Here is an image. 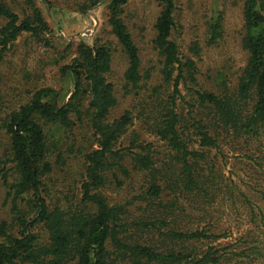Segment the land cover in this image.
<instances>
[{
  "label": "trees",
  "instance_id": "16d2710c",
  "mask_svg": "<svg viewBox=\"0 0 264 264\" xmlns=\"http://www.w3.org/2000/svg\"><path fill=\"white\" fill-rule=\"evenodd\" d=\"M64 1L83 13L101 0ZM42 2L59 3L0 0V135L6 139L0 180L7 206L0 219V264H264V192L252 200L236 182L224 180L210 155L227 147L257 165L264 160V0L243 1L241 45L247 58L234 86L222 82L215 90L199 85V43L192 42L186 56L173 38L176 0H158L151 42L160 83L149 92L151 100L140 102L138 119L163 142L162 157L137 131L127 133L132 109L111 116L118 104L108 77L115 51L126 61L124 94L138 96L150 78L141 70L139 47L125 21L128 0H105L109 37L78 42L76 55L59 68L73 86L66 100L61 89L33 86L25 101L5 105L7 52L23 34L42 45L49 40ZM207 31L206 43L217 44L220 13L209 19ZM163 85L172 86L165 97ZM181 89L193 103L186 101L191 134L177 110V99L185 96ZM194 104L201 109L196 115ZM77 130L91 133L90 146H76ZM76 157L82 161L79 195L62 201L52 194L51 176ZM127 180L136 183L132 196L110 203L107 191ZM223 202L229 209L225 220H213L210 209ZM234 214L247 225L239 237L244 247L228 251L219 239L229 233L226 222Z\"/></svg>",
  "mask_w": 264,
  "mask_h": 264
},
{
  "label": "rangeland",
  "instance_id": "374dc122",
  "mask_svg": "<svg viewBox=\"0 0 264 264\" xmlns=\"http://www.w3.org/2000/svg\"><path fill=\"white\" fill-rule=\"evenodd\" d=\"M54 1L59 3L42 2L45 19L50 27V32L47 33L50 41L48 40L47 44L42 45L28 35L23 34L18 37L15 45L4 58L2 89L5 105L8 108L16 105L19 101H25L27 99L26 91L31 90L33 86L61 89L62 97L66 100L73 91V86L68 76L63 77L59 72V68L63 64L69 63L76 55V44L78 42L83 41L90 44L95 38L105 39L109 37L104 13L105 0L99 1L94 7L83 13L69 9L70 3H66L64 0ZM243 1L176 0V28L173 31V38L179 45L181 52L186 56H191L190 44L194 41L199 43L201 50L199 57L196 59L197 77L199 85L205 89L215 90L220 87L219 84L222 82H225L229 87L234 86L240 70L245 64L247 53L241 45ZM159 10L158 0H128L125 5V21L139 47L141 70L143 73L148 71L150 75V78L138 90L139 95L124 94L121 85L123 84V71L126 67V61L119 49L113 54L111 72L108 77L109 81L113 82L118 101L111 116H119L125 109H132L135 118L127 133L137 131L143 139L153 143L160 153V157H162L166 151L163 142L146 132L143 123L138 119L140 102L151 100L148 97L149 92L152 91L154 85L160 83L158 57L151 42L155 33L153 24ZM216 12L222 16V38L217 44L208 45L206 43L208 36L207 23ZM2 23L3 20L0 18V26ZM171 92L172 86L163 85L160 89V96L165 97ZM181 92L185 95V101L180 98L177 99V110L182 114L184 113L191 134L193 129L190 127L189 107L186 101L190 104L193 103L184 89H181ZM192 110L194 115L201 111L195 104ZM87 133L88 135H85L79 130L75 132L76 146H90L92 143L91 133ZM5 143V136L0 135L1 153L5 148ZM210 155L217 160L226 182H236L240 189L246 192L251 199L260 198V192H264V160H259L260 165H257L254 160L246 159L240 153L233 152L227 147L223 149V154L212 150ZM80 159L81 157L71 159L63 167V170H57L51 176L52 194L62 201L65 196L70 197L75 194L77 197L79 195V175L82 163ZM131 182L132 184H128ZM135 185V181L127 180L120 189L112 190L110 188L106 193L110 203L130 198L132 196V186ZM237 207L239 211H243L241 203H238ZM210 210L213 220H216V216H219L222 221L225 220V214L229 212L226 202H223L222 206H216L215 203ZM6 213V189L0 180V219ZM232 219L230 224L226 222V225L230 226L229 233L226 237L219 239L222 245L229 246L228 251L244 247L239 241V237L241 231L247 227V225H242L240 217L236 214ZM200 224L202 225L204 222ZM251 227L254 228L253 225Z\"/></svg>",
  "mask_w": 264,
  "mask_h": 264
}]
</instances>
